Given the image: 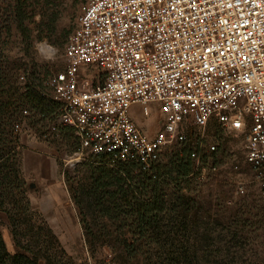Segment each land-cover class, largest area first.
Returning a JSON list of instances; mask_svg holds the SVG:
<instances>
[{
	"label": "built area",
	"instance_id": "2783aa9c",
	"mask_svg": "<svg viewBox=\"0 0 264 264\" xmlns=\"http://www.w3.org/2000/svg\"><path fill=\"white\" fill-rule=\"evenodd\" d=\"M79 11L64 67L40 91L55 105L40 115L41 138L72 131L69 166L105 156L148 170L166 145L184 139L188 117L199 127L214 120L242 132L264 199V0H80ZM83 68L98 70L101 82L92 85ZM150 103L164 112L151 138L129 111L138 105L146 115ZM20 128L13 123V133Z\"/></svg>",
	"mask_w": 264,
	"mask_h": 264
},
{
	"label": "rangeland",
	"instance_id": "374dc122",
	"mask_svg": "<svg viewBox=\"0 0 264 264\" xmlns=\"http://www.w3.org/2000/svg\"><path fill=\"white\" fill-rule=\"evenodd\" d=\"M79 5L80 0H0V97L11 104L7 115L12 122L21 126L18 133H13L10 126L4 132L15 147L31 213L16 228L20 234L16 238L34 251L41 240L51 245V253L56 255L52 264H264V199L258 195L253 172L244 161L242 132L223 128L214 120L199 127L192 124L190 117L185 121L184 139L166 145L155 164L156 172L163 171L176 153H182L190 163L187 183L181 184V193L188 200L176 209L180 214L179 231L186 225L190 233L186 240L190 252L181 251V241L188 234L178 231V250L172 255L156 246L159 238L155 236L148 240L150 247L143 249L140 256L132 258L121 253L123 238L115 231L121 224L119 220L106 222L100 216L96 198L100 190L92 188L89 179L92 167L116 170L119 163L90 157L69 166L66 161L76 144L72 131L62 129L58 138L43 140L45 124L38 116V99H26L27 89L17 80L24 73L26 85L35 91L52 73L63 69L65 43L77 25ZM17 10L22 13V27L17 24L18 18L11 20ZM38 42L56 50L54 59L45 60L38 54L34 46ZM99 74L92 68L80 71L92 85L101 82ZM22 108H27V117L21 115ZM130 116L151 138L161 127L164 112L160 104L150 103L146 115L136 106ZM211 145L215 150H210ZM192 152L196 157L190 156ZM241 185L243 194L238 192ZM165 189L170 193L171 186ZM171 201L166 208L171 207ZM39 219L53 238L44 231L38 233ZM164 223L165 220L160 222L159 232ZM0 232L3 240H8L11 254L21 252L2 211Z\"/></svg>",
	"mask_w": 264,
	"mask_h": 264
},
{
	"label": "trees",
	"instance_id": "16d2710c",
	"mask_svg": "<svg viewBox=\"0 0 264 264\" xmlns=\"http://www.w3.org/2000/svg\"><path fill=\"white\" fill-rule=\"evenodd\" d=\"M21 14L17 10V15L12 16L11 20L18 18L17 24L22 27L23 18ZM10 24L7 25L8 32L11 30ZM20 75L24 77L22 82L18 79ZM17 80L24 85L25 90L27 89L24 94L26 99H38L40 105L39 118L41 114H50L54 110V103L40 95L42 85H38L35 91L28 88L26 85L27 77L24 73L19 74ZM10 105L1 101L0 97V211L7 215L14 243L21 252L11 254L7 250L0 232V264H40L41 260L44 261V264H52V258L55 259L56 255L51 253V245H45L44 240L40 242L39 235H36V241L40 242L41 245L36 246V251L22 244L16 238L20 235L16 228L25 223L27 216H30L31 213L29 212L30 206L26 197L24 181L20 176L19 164L15 158V147L11 145L12 140L4 132V128L7 126H10L12 130L14 123L12 118L7 115ZM24 109L27 110V108H22L21 115ZM99 157L106 158L105 156ZM157 161L158 159L148 170H143L135 162L117 161L119 164L116 170L96 166L92 167L89 173L92 188L100 190V195L96 197L100 216L106 222L119 220L121 225L115 231L123 238L120 247L121 253L130 255L132 258L140 256L146 247L149 249L148 240L152 241V236L159 238L156 246L163 252L167 251L172 255L178 250L175 237L178 236L180 214L176 213V209L184 200H188L181 193V184L187 183L185 178L190 170V163L182 153H176L170 158L168 165L163 167V171L159 169L156 172L155 164ZM169 186H171L170 193H165L167 191L165 188ZM170 199L173 200L169 203L171 207L166 208ZM164 220L166 223L162 226V231L159 232L160 222ZM39 222L38 233L44 231L46 236L53 238L50 230L41 219ZM187 228L186 225L183 226L179 233L188 234L185 235L180 245L181 251L188 254L191 247L186 241L190 237ZM148 249L146 248V250ZM162 263L166 264V261H162Z\"/></svg>",
	"mask_w": 264,
	"mask_h": 264
},
{
	"label": "clouds",
	"instance_id": "9594fccd",
	"mask_svg": "<svg viewBox=\"0 0 264 264\" xmlns=\"http://www.w3.org/2000/svg\"><path fill=\"white\" fill-rule=\"evenodd\" d=\"M34 46L38 54H40L45 60L54 59L56 50L51 45L45 46L44 42H38Z\"/></svg>",
	"mask_w": 264,
	"mask_h": 264
},
{
	"label": "crops",
	"instance_id": "0c3cea01",
	"mask_svg": "<svg viewBox=\"0 0 264 264\" xmlns=\"http://www.w3.org/2000/svg\"><path fill=\"white\" fill-rule=\"evenodd\" d=\"M136 106H138V105H132V106L130 107V110H132V109H133L134 107H136ZM130 110H129V111H130ZM4 241H5V244H6L7 249L10 250L11 247H10V245L8 244V243H9L8 240H6V238H5Z\"/></svg>",
	"mask_w": 264,
	"mask_h": 264
}]
</instances>
